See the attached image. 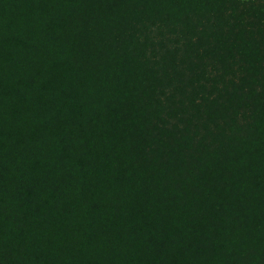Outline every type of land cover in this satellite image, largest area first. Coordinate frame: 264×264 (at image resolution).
<instances>
[{"label":"trees","instance_id":"1","mask_svg":"<svg viewBox=\"0 0 264 264\" xmlns=\"http://www.w3.org/2000/svg\"><path fill=\"white\" fill-rule=\"evenodd\" d=\"M0 264H264V0H0Z\"/></svg>","mask_w":264,"mask_h":264}]
</instances>
